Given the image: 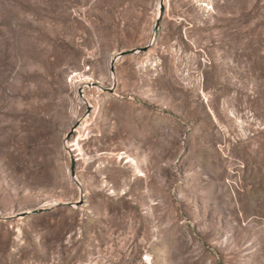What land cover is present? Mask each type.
Returning a JSON list of instances; mask_svg holds the SVG:
<instances>
[{"label":"rangeland","instance_id":"374dc122","mask_svg":"<svg viewBox=\"0 0 264 264\" xmlns=\"http://www.w3.org/2000/svg\"><path fill=\"white\" fill-rule=\"evenodd\" d=\"M0 264H264V0H0Z\"/></svg>","mask_w":264,"mask_h":264},{"label":"water","instance_id":"95a60500","mask_svg":"<svg viewBox=\"0 0 264 264\" xmlns=\"http://www.w3.org/2000/svg\"><path fill=\"white\" fill-rule=\"evenodd\" d=\"M160 18H161V14H159V17H158V19H157V21H156L155 28H154L155 31L158 30V25H159ZM140 50H141V51H144L145 48L140 49ZM132 53H134V51H130V52H122V53L119 54V57H122V56L127 55V54H132ZM111 70H112V68H111ZM79 203H80V202H78V204H79Z\"/></svg>","mask_w":264,"mask_h":264}]
</instances>
